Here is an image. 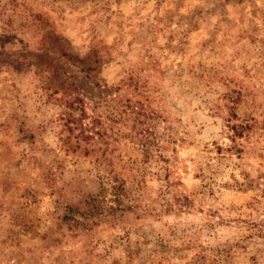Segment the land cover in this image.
Listing matches in <instances>:
<instances>
[{"label":"rangeland","instance_id":"374dc122","mask_svg":"<svg viewBox=\"0 0 264 264\" xmlns=\"http://www.w3.org/2000/svg\"><path fill=\"white\" fill-rule=\"evenodd\" d=\"M0 264H264V0H0Z\"/></svg>","mask_w":264,"mask_h":264}]
</instances>
